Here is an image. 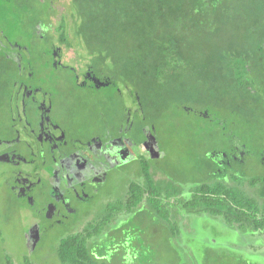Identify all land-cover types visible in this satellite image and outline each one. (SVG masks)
<instances>
[{
  "label": "rangeland",
  "instance_id": "rangeland-1",
  "mask_svg": "<svg viewBox=\"0 0 264 264\" xmlns=\"http://www.w3.org/2000/svg\"><path fill=\"white\" fill-rule=\"evenodd\" d=\"M54 1L59 2L60 7L66 10L62 12L66 24L69 11L73 26L80 25L78 11L86 8L88 1H84L81 6L74 0ZM256 1L261 0H249V3L239 1V6L233 7L230 13L223 16L220 8L216 11L219 15L212 13L208 19L193 27V34L191 33L189 38L193 55L188 60L190 63L183 60L175 63L176 67L178 65L172 73L175 78H155L149 74L145 77L140 65L148 69L150 61L147 57L141 58V51L128 58H119V52L112 53L118 49L121 53H128L130 50L123 27L113 28L111 23H99L100 28L111 27L113 31L106 35L111 36L110 38L105 36L95 40H101L105 44L111 39L118 49L115 45H104V48L99 46L95 50V56L86 48L84 38L76 37L77 51L82 53L81 45L84 49L83 55L95 58V75L100 79L112 81L110 87L95 89L94 96L82 97L84 102L95 105V137H124L118 129L119 125H122L126 118H131L127 112L128 106L134 109L136 105L130 100L134 96L141 97L148 130L155 129L159 146L158 155L147 158L150 161L151 181L162 193L175 195V188H181L183 194H189L194 185L202 182L213 184L221 181L230 184L229 178L219 173L220 168L215 169L217 163L211 159L214 148L222 147L224 132L218 124L222 120L229 124L236 121L238 130H241L243 118L252 117L250 122L253 124H248L246 131L243 130L244 135H248L245 140L255 149L258 160V153L264 150L262 88L254 84L248 88V94H245L246 99L252 95L257 99L255 104L258 108L248 107L245 100L236 101L238 108L231 106L238 87L235 82H230V75L246 72L239 60L240 52L245 47V52L248 53L246 55L250 56L246 73L253 72L257 75L256 83H264V54H258L256 42V37L261 33L258 34L260 28H254L253 25L257 17L253 6ZM45 3L44 5L39 0H0V41L6 44L0 51V127L6 126L11 116L9 107L15 82L17 79H23V74L16 68L14 54L19 53L20 57L25 58L30 49L33 52L31 41L37 37L34 24L45 19L47 9L51 10L53 15L57 12L50 0ZM247 3L251 5L244 6ZM95 11L113 14L102 0L95 1ZM62 17L59 16L52 26L47 22L46 28L39 30L40 35H57ZM115 18L116 16L113 17ZM7 36L10 42L18 41L27 49L12 48L8 44ZM77 42H80V45ZM37 45L33 63L36 71L43 75L52 68L49 57L46 58L40 52L43 44L40 42ZM131 45L135 47L132 43ZM262 50L264 51V48ZM64 90L65 86L59 89V100L64 96ZM224 111L227 112V117L223 115ZM132 113L136 115V111ZM137 129L135 125L130 137L140 138L142 134ZM131 150L135 154L133 147ZM136 162L132 160L128 163L104 165L102 169L106 172V178L95 184V196L85 203L78 204L79 216H69L61 225L45 230L42 238L39 231H31V221L26 212L21 214L20 211L18 215H14V234L4 227L1 214L0 264H63L57 256V244L60 239L85 228L95 232L96 220L110 216L105 215L107 207L124 199L128 184L143 177ZM210 163L212 167L209 169L207 164ZM260 171L264 175V169L260 168ZM263 183L259 189L258 184L255 188L245 187L246 193L257 196L259 190L264 189ZM121 202L124 203L123 200ZM169 203L170 201V206ZM170 209L173 212L170 215L165 213V216L169 220L175 217L180 229H176L174 235L170 233L169 222L144 205L137 211L117 215L116 221L111 223L101 236L89 241V247L96 255L105 253L104 258L109 264H264V234L242 233L229 226L222 217L211 214H195L187 209L179 212L178 208L172 206Z\"/></svg>",
  "mask_w": 264,
  "mask_h": 264
},
{
  "label": "flooded vegetation",
  "instance_id": "flooded-vegetation-1",
  "mask_svg": "<svg viewBox=\"0 0 264 264\" xmlns=\"http://www.w3.org/2000/svg\"><path fill=\"white\" fill-rule=\"evenodd\" d=\"M39 1L46 4V0ZM50 2L60 13L53 15L47 9L45 19L34 24L37 34L31 41L34 51L30 49L25 58L14 54L23 79L15 82L9 107L11 116L7 125L0 127V215L4 227L14 234V215L26 212L31 231H39L41 238L45 230L61 225L69 216H79L78 204L95 196V184L106 178L104 165L135 160L141 168L143 159L158 155L159 148L156 132L152 128L148 130L137 96L136 100H130L136 105L134 109L130 106L127 109L131 118H126L118 128L124 137H95V105L84 102L82 97L94 96L95 89L110 87L111 83L95 75V58L82 54L80 42L77 43L82 53L77 51V36L69 11L66 24L62 17L66 10L59 2ZM59 16L62 19L57 35H40L39 30L46 28L47 22L52 26ZM6 39L12 48H26L18 41L10 42L8 36ZM40 42L44 46L40 52L49 57L52 68L43 75L33 63ZM5 45L0 41V51ZM62 86H65L64 96L59 100ZM132 111H136L135 116ZM261 115L264 120V109ZM135 125L142 134L139 139L130 137ZM235 135L237 139L225 140L224 150L213 157L219 171L229 182L235 173L264 177L260 171L264 169V150L258 153V160L253 146L244 141L243 133Z\"/></svg>",
  "mask_w": 264,
  "mask_h": 264
},
{
  "label": "trees",
  "instance_id": "trees-1",
  "mask_svg": "<svg viewBox=\"0 0 264 264\" xmlns=\"http://www.w3.org/2000/svg\"><path fill=\"white\" fill-rule=\"evenodd\" d=\"M74 1L80 3V6L84 1L89 2L86 8L83 7L78 11L80 25L77 27L75 25V35L84 38V44L88 51L95 56V50L99 46H103L102 48H104V45H109L110 47L115 45L118 49L116 43L113 44L111 39L106 41L105 44L103 41H97L95 39L99 37L104 38L107 34L110 35L114 27H123L125 28V39L130 45V50H128V53H121L118 49V51L112 53L119 52V58H128L132 54L141 51L139 53L142 55L141 58L145 59L147 57L150 63L148 64V69L144 65H140V68L145 74V77L149 74L155 78H167L168 76L175 78L172 74L178 68V65L176 67L175 63L178 60L190 63L188 60L193 55V47L189 43V38L193 27L197 26L199 22L208 19L212 13L219 15L216 11L220 8L223 16L225 13H230L233 7L239 6L237 2L243 1V3H249V0H102L106 2L109 10L113 11V14H111L106 11H95L96 0ZM248 3L244 6L251 5ZM253 6L254 13L257 16L253 25L254 28H260L258 34L261 33L256 37L257 47L259 49L258 54L262 55L264 54L262 50L264 48V0L260 2L256 1ZM115 16L116 18L113 19ZM99 23L104 25L111 23L110 26L113 28H100ZM106 37L110 38L111 36ZM131 43L135 45L134 48ZM245 49L246 47L240 52L241 57L239 60L242 62V67H245V71L248 72L247 62L250 56L246 55L248 53L245 52ZM186 65L189 66V64ZM246 72L230 75V82H235V85L238 87L234 94L238 97L233 96L234 101L231 103L233 108H238L236 101L244 100L248 107L258 108L255 104L257 99L253 95L246 99L245 94H248L250 91L248 88L254 84H257L264 90V83H256L257 75H254L253 72ZM107 81L112 83L111 79H107ZM140 82H142V79H140ZM137 97L141 104V97ZM239 97H244L245 99L240 98L239 100ZM132 100H136V96ZM223 115L227 117L228 114L224 111ZM251 118H243V129L241 130H238L236 121L230 122L232 125L225 120L218 123L221 125L220 130L224 132L222 147L219 149L214 148L211 159H214L213 157L215 155H219L224 150L225 140L234 139L231 141H235L237 139L235 135L237 132H242L244 141H246L245 138L248 135L245 136L243 130L246 131L248 124H253V122H250ZM153 130L155 131V129ZM226 131L234 132V134L226 135ZM207 165L209 169L212 167L211 163ZM149 166V159H143L140 168L143 177L131 181L128 184L123 196L124 199L107 207L105 215L110 216H103L96 220L95 232L85 228L81 232L70 234L60 239L57 244V256L61 263L109 264L104 258L105 253L96 255V253L94 254L91 251L89 241L94 237L101 236L107 227L116 221L118 218L117 215L123 212L129 213L130 211H137L144 205L148 206L152 212L164 217L169 222L168 226L172 235L175 234L176 229H180L175 217L169 220L165 216V213L170 215L173 212L170 206L178 208L179 212L180 210L187 209V211L189 210L195 214L207 213L222 217L229 226L235 227L242 233L264 234V189L259 190L258 195L255 196L256 198L247 194L245 191V187L255 188L257 184L259 185V189L261 187L260 184L264 182V177L255 174L239 175L235 173L230 178V184L221 181L213 184L202 182L194 185L189 194H183L181 188H175V195H170L169 192H160L152 183ZM216 168H220L218 164ZM219 173L221 172L219 171ZM122 200L124 203L121 202ZM261 200L262 202H260ZM169 201L170 206L168 205Z\"/></svg>",
  "mask_w": 264,
  "mask_h": 264
}]
</instances>
